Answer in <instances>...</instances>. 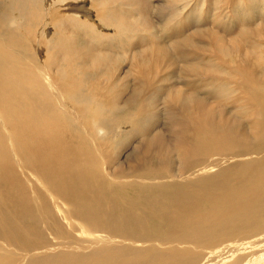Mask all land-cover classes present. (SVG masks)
Segmentation results:
<instances>
[{
	"label": "bare ground",
	"instance_id": "1",
	"mask_svg": "<svg viewBox=\"0 0 264 264\" xmlns=\"http://www.w3.org/2000/svg\"><path fill=\"white\" fill-rule=\"evenodd\" d=\"M161 1L0 0V264H264V20Z\"/></svg>",
	"mask_w": 264,
	"mask_h": 264
},
{
	"label": "rangeland",
	"instance_id": "2",
	"mask_svg": "<svg viewBox=\"0 0 264 264\" xmlns=\"http://www.w3.org/2000/svg\"><path fill=\"white\" fill-rule=\"evenodd\" d=\"M156 1H158V0H151V2L154 4H156ZM201 1L202 0H196V5L194 6V8L196 6H198V7H196L194 9L192 14L188 15L187 17L185 16V19L187 20L186 21L187 24L189 23L190 26L193 27L194 29L198 28L200 25H205V23H207L208 25H210V27H214V26L219 27L220 32L223 35L235 37V36H238V34L242 30L245 29L244 26L246 24H252L255 28H257L258 22H260L261 19L264 20V2H262L263 0H251L247 4V6H246V4H237L238 9L235 12L229 11L228 13L226 11H224L223 13H219V11L222 12L221 9L223 8V6L221 8H218V6H217V8H216V6H215L216 2H214L213 0H208L206 2V4L209 7H207V5L203 6L204 4L200 5ZM210 1L212 2V5L210 4L211 3ZM254 1H255V3H254ZM160 3H163V0ZM260 4H261V6H260ZM81 5H83L82 6L84 9L83 11L88 12V10H86L88 8L86 3H81ZM204 8H206V9H204ZM203 9L205 11H203ZM212 12H213V14H212ZM217 13H219L220 15ZM211 15L214 17V19L212 18ZM221 15H222V18H221ZM208 21L211 23L209 24ZM241 23L244 25L243 27L241 26ZM199 28H201V27H199ZM221 28L224 29L223 32H222ZM227 111H228V109H227ZM230 118L239 119V116H234L232 114ZM162 124H163V122H162ZM140 142H142V140L133 141V139H131V138L120 139L119 147L116 149L109 150L108 154L110 157H113L115 159V161L118 162L119 166L122 169L127 168L128 164L135 165V164L140 163L142 161L148 162V161H144V160L151 153H153V150L156 148V145H150L148 147V149L145 150L142 154L137 155L135 148L137 147L138 143H140ZM165 143H166L165 146L168 147V150H169L168 151V159L170 161L172 168H174V166L176 165V160L174 159V152H173V149L171 146L172 142L167 141ZM116 196H118L117 197L118 200L120 199L119 201H122L121 195H117V193H116Z\"/></svg>",
	"mask_w": 264,
	"mask_h": 264
}]
</instances>
